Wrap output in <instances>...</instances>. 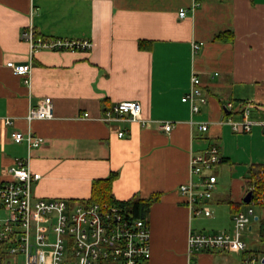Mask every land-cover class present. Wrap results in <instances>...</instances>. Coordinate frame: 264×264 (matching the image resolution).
<instances>
[{
    "label": "crops",
    "instance_id": "crops-1",
    "mask_svg": "<svg viewBox=\"0 0 264 264\" xmlns=\"http://www.w3.org/2000/svg\"><path fill=\"white\" fill-rule=\"evenodd\" d=\"M31 27L41 37L88 40L93 48L41 49L31 55L22 39ZM8 62L32 64L30 86ZM194 74L207 98L197 114L181 100ZM45 98L53 100V118L28 121L29 110ZM124 100L141 103L148 127L103 120ZM229 102L234 109H226ZM241 104L248 106L255 128L249 137L260 138L264 153V0H0V183L13 178L8 171L21 159L41 175L32 183L35 197L88 200L93 182L112 173L118 174L113 184L118 200L157 195L146 220L151 257L145 264H242L239 252L190 255L188 238L232 233L234 215L246 209L251 170L262 164L233 179L230 193L217 199L218 179L206 201L210 217L194 216L179 190L200 182L190 172L191 157L230 136L231 127L223 122L240 120ZM200 122L208 123L206 132L199 130ZM165 123L175 125L170 133L159 128ZM16 131L44 143L18 144L12 139ZM219 148L226 159L219 164H233ZM212 203L229 206L230 224ZM260 229L261 224L258 239Z\"/></svg>",
    "mask_w": 264,
    "mask_h": 264
},
{
    "label": "built area",
    "instance_id": "built-area-1",
    "mask_svg": "<svg viewBox=\"0 0 264 264\" xmlns=\"http://www.w3.org/2000/svg\"><path fill=\"white\" fill-rule=\"evenodd\" d=\"M185 16L186 10H180L179 17ZM22 39L29 42L31 55L41 49L90 51L93 48V43L88 40L36 36L32 27L22 33ZM202 45L194 44V50H199ZM7 65L24 77V82L30 86L31 63L8 62ZM181 100L189 104L192 114L199 113L207 103L201 89V80L196 74L191 78L190 90ZM240 106L243 108L241 119L228 118L223 124L229 125L236 133H251L253 124L249 121L248 106ZM226 109H234V103H227ZM53 116V100L45 98L38 107L29 110L27 119H51ZM84 116L88 117L89 114L85 113ZM103 120L106 123L128 120L139 122L143 127H148L151 123L142 117V105L136 100L118 102L106 112ZM6 123L13 122L8 119ZM174 126L165 123L160 124L159 128L170 133ZM198 128L201 132H206L209 125L200 122ZM118 135L122 138L125 132L121 131ZM12 139L18 144L26 142L29 148L39 147L44 143L43 138L18 131L12 133ZM221 160L217 145L210 146L190 159V172L199 176L200 182L182 184L179 190L183 196L188 197L194 216L212 215L206 201L216 189L218 178L212 172ZM8 172L13 178L0 183V206L7 212V217L0 219V250L4 255L0 264H145L150 259L151 234L146 220L126 214L115 204L35 197L32 183L39 181L41 175L32 172L27 161L16 160V165ZM259 190L256 183H250L246 189L245 196L252 192L251 202L246 205L245 210H239L234 215L232 233L190 234L189 254L203 251L239 252L243 254L242 264H264V252L263 255L252 253L246 240L252 222L256 220L261 223L258 211L264 212V190L258 192Z\"/></svg>",
    "mask_w": 264,
    "mask_h": 264
},
{
    "label": "rangeland",
    "instance_id": "rangeland-1",
    "mask_svg": "<svg viewBox=\"0 0 264 264\" xmlns=\"http://www.w3.org/2000/svg\"><path fill=\"white\" fill-rule=\"evenodd\" d=\"M252 133H255V128ZM252 133H236L230 128V136L227 139L217 142L219 145L218 147H221L222 150L229 153L228 155L232 158L233 164L223 163L218 165L219 168L216 171V175L219 179V188L218 191L215 192V198H222L224 195L230 193V187L233 179L240 178V176L248 174L249 169L253 167V165L258 163L264 165V153L261 150L263 143L260 145V141H258L260 138L255 140L254 138L252 139L249 137ZM249 185L247 187H249ZM212 207L226 212V216L229 221L228 223L230 224V219L228 217L229 206L214 204ZM258 214L263 217V212L258 211ZM6 217L7 213L1 210L0 219H5ZM252 225L254 228L253 231L248 232L247 234L248 245L252 249L264 251V242L257 238L260 222L255 221Z\"/></svg>",
    "mask_w": 264,
    "mask_h": 264
},
{
    "label": "trees",
    "instance_id": "trees-1",
    "mask_svg": "<svg viewBox=\"0 0 264 264\" xmlns=\"http://www.w3.org/2000/svg\"><path fill=\"white\" fill-rule=\"evenodd\" d=\"M36 36H39L36 34ZM220 39L224 38V35H220ZM222 162L226 161V159L221 160ZM264 165H259L251 170V182L256 183L258 188L260 189L258 192L264 190ZM118 174L112 173L108 178L98 179L93 182L92 186V195L91 198L87 201L90 203H110L118 205L122 211L126 214L134 217L147 220V216L150 210V207L158 198L157 195L152 196L149 199H139L133 198L130 200L122 201L118 200L113 194V184L114 181L117 179ZM73 201H83V200H73ZM243 205H247L245 202L242 203ZM261 229H260V240L264 242V212L263 217H261ZM251 251V250H250ZM252 253H256L254 250L251 251ZM4 255L0 250V262L2 261Z\"/></svg>",
    "mask_w": 264,
    "mask_h": 264
},
{
    "label": "water",
    "instance_id": "water-1",
    "mask_svg": "<svg viewBox=\"0 0 264 264\" xmlns=\"http://www.w3.org/2000/svg\"><path fill=\"white\" fill-rule=\"evenodd\" d=\"M252 192H248V194L244 197V202L249 204L251 202ZM257 219V218H256Z\"/></svg>",
    "mask_w": 264,
    "mask_h": 264
}]
</instances>
